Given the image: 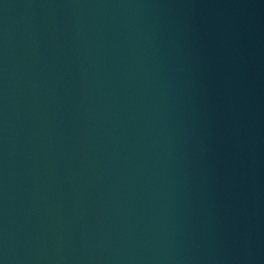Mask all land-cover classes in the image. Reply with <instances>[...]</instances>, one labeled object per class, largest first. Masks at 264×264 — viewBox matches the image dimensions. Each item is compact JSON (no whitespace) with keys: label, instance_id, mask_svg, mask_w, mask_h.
I'll list each match as a JSON object with an SVG mask.
<instances>
[{"label":"water","instance_id":"obj_1","mask_svg":"<svg viewBox=\"0 0 264 264\" xmlns=\"http://www.w3.org/2000/svg\"><path fill=\"white\" fill-rule=\"evenodd\" d=\"M0 264H17L1 182H0Z\"/></svg>","mask_w":264,"mask_h":264}]
</instances>
